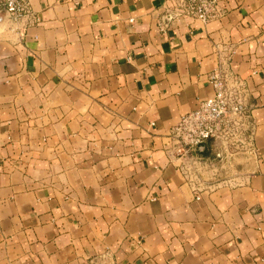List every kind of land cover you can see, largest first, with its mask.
Listing matches in <instances>:
<instances>
[{
    "label": "crops",
    "instance_id": "1",
    "mask_svg": "<svg viewBox=\"0 0 264 264\" xmlns=\"http://www.w3.org/2000/svg\"><path fill=\"white\" fill-rule=\"evenodd\" d=\"M0 23V264H264V0H30ZM246 78L260 161L196 189L169 130ZM206 156H213L211 142Z\"/></svg>",
    "mask_w": 264,
    "mask_h": 264
},
{
    "label": "built area",
    "instance_id": "2",
    "mask_svg": "<svg viewBox=\"0 0 264 264\" xmlns=\"http://www.w3.org/2000/svg\"><path fill=\"white\" fill-rule=\"evenodd\" d=\"M175 10L166 12L163 26L190 16L207 23L219 15V0H175ZM7 20L38 21L30 0H0V14ZM228 58L219 60L210 76L212 95L198 99L196 106L185 113L168 132L171 149L186 180L195 188L206 189L224 183L230 175L235 157L244 156L260 161V151L254 142L253 90L246 78L225 66ZM211 142L213 156H206Z\"/></svg>",
    "mask_w": 264,
    "mask_h": 264
},
{
    "label": "water",
    "instance_id": "3",
    "mask_svg": "<svg viewBox=\"0 0 264 264\" xmlns=\"http://www.w3.org/2000/svg\"><path fill=\"white\" fill-rule=\"evenodd\" d=\"M3 20H4V19H3V15L0 14V23H1Z\"/></svg>",
    "mask_w": 264,
    "mask_h": 264
}]
</instances>
